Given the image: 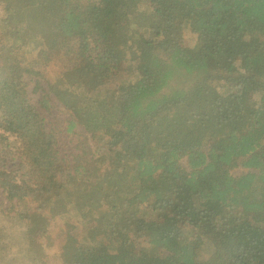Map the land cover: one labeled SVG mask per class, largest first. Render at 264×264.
<instances>
[{
  "label": "trees",
  "instance_id": "1",
  "mask_svg": "<svg viewBox=\"0 0 264 264\" xmlns=\"http://www.w3.org/2000/svg\"><path fill=\"white\" fill-rule=\"evenodd\" d=\"M0 188L43 264H264V0H0Z\"/></svg>",
  "mask_w": 264,
  "mask_h": 264
},
{
  "label": "rangeland",
  "instance_id": "2",
  "mask_svg": "<svg viewBox=\"0 0 264 264\" xmlns=\"http://www.w3.org/2000/svg\"><path fill=\"white\" fill-rule=\"evenodd\" d=\"M56 36H48L45 39L46 43H50V45L52 43H59L62 36L58 33ZM34 85L33 82L30 83L29 92L33 101L37 102L39 98H41V94L33 91ZM46 117L49 123H54L68 118V115L62 109H54L51 113L46 112ZM64 126H66V124H64ZM81 130H83L82 127L76 129V131ZM60 138L61 150H68L71 146L70 135L67 136V133H61ZM219 172L225 173V170L220 168ZM235 173H239V170L235 171ZM7 202L3 190L0 188V210H3V212L0 211V229L4 230L3 234H0V242H9L11 245V251L0 258V264H2L4 258L9 260L12 256H17L21 260L27 262H22L23 264H43V256L52 253L59 254L63 262H67L70 257V248L77 243V240L82 234L75 238L69 234L67 235L65 230L58 234H51L49 232H39L38 229L28 231L29 227L25 225L20 228L19 225L14 222L13 217H10L12 213L8 214L4 212L5 209L8 208ZM204 253L206 254V251H204Z\"/></svg>",
  "mask_w": 264,
  "mask_h": 264
}]
</instances>
